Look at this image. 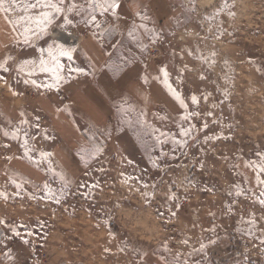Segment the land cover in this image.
Here are the masks:
<instances>
[{"label": "rangeland", "instance_id": "rangeland-1", "mask_svg": "<svg viewBox=\"0 0 264 264\" xmlns=\"http://www.w3.org/2000/svg\"><path fill=\"white\" fill-rule=\"evenodd\" d=\"M168 2L123 31L83 7L0 53V264H264V0ZM92 31L103 70L82 50ZM53 38L73 49L55 53L64 75L88 73L58 89L39 70ZM49 98L82 120L68 166Z\"/></svg>", "mask_w": 264, "mask_h": 264}, {"label": "crops", "instance_id": "crops-1", "mask_svg": "<svg viewBox=\"0 0 264 264\" xmlns=\"http://www.w3.org/2000/svg\"><path fill=\"white\" fill-rule=\"evenodd\" d=\"M72 2L73 0H66L65 4L70 5ZM75 3L78 5L77 10L79 11L83 7H91V0H75ZM119 5V9L109 10L104 14H101L100 9L97 8L98 12L95 13V16L99 20H102V18L109 19L113 27L123 31L138 19L139 13L146 7L159 19L163 11L169 6V2L168 0H119ZM20 17H23V13L13 9L8 12L0 11V53L4 51L5 46L15 44L23 37L22 29L17 23ZM74 34L77 35V33ZM80 40L82 41V39ZM82 42V50L91 60L92 68L103 70L106 66V50L97 39L96 34L93 31L88 33ZM101 76H99V79ZM75 82L72 83L75 84ZM77 82L80 83L81 78L77 79ZM79 94L82 95L83 93ZM84 102H88L87 99ZM43 109L59 135V142L63 143L65 147L64 150L60 147L53 148L52 152L61 165L68 166L70 159L76 157L74 151L77 145L83 142L84 129L80 125L82 120L70 114L66 108L60 107L58 103L50 98L45 100ZM85 123L89 124L88 126L96 124L90 120H85Z\"/></svg>", "mask_w": 264, "mask_h": 264}, {"label": "snow or ice", "instance_id": "snow-or-ice-1", "mask_svg": "<svg viewBox=\"0 0 264 264\" xmlns=\"http://www.w3.org/2000/svg\"><path fill=\"white\" fill-rule=\"evenodd\" d=\"M66 0H28V2H21V0H9L8 5L6 6L5 0H0V11L8 12L11 10L12 7L19 8L21 11L27 13V15L21 18L23 22V36L24 40L23 43L25 45L32 44V38H46L52 37V32L50 29L52 25L55 23L58 17H62L64 20V24L68 25L71 24V20L68 18L67 13L77 11L78 5L75 3V0L65 8ZM119 0H91V8L92 13H95L97 8L100 9L101 14L107 13L109 10H117L119 9ZM18 21L17 23H20ZM11 23V22H10ZM85 23H91L95 27H100V24L96 20V16L92 14L90 16V20H86ZM45 51H47V55L51 57V61L45 60L43 57L45 55ZM73 49H66L64 48L63 44L58 43V40L53 38L52 43L48 45L47 50L41 48L40 54L41 58L39 60V70L42 72H49L54 77V85L59 88L60 83H62L65 79L71 76L72 73L88 75L83 68L79 67H71L67 68L68 76H65V65L60 62L55 53L59 54V57H66L69 61L73 59L72 57ZM11 59V58H9ZM6 63V62H5ZM35 64V61H25L24 64ZM22 70V69H21ZM0 71H8L4 65H0ZM31 74V73H30ZM94 75V73H93ZM165 83L167 84V72L165 71ZM4 77L0 76V80H3ZM28 83V81H25ZM32 84H36V81H31ZM49 88L53 87V85H48ZM169 91L174 96V98L179 101L182 107H185L183 99L176 93V91L168 84ZM192 102L198 103L195 96L192 97ZM189 115H186L184 118L188 119ZM204 127L206 128L207 125L205 124ZM189 130H184L182 135H188ZM6 135H8L6 133ZM13 139H17L18 137L13 134ZM25 148L27 149V140L24 141ZM260 170L264 172V166H261ZM240 194L239 192L237 193ZM261 204H264V199L260 201ZM253 226H255V222L250 221ZM19 235V233H16ZM26 242V241H25ZM201 251H204V246L202 245ZM167 264V261H165Z\"/></svg>", "mask_w": 264, "mask_h": 264}, {"label": "bare ground", "instance_id": "bare-ground-1", "mask_svg": "<svg viewBox=\"0 0 264 264\" xmlns=\"http://www.w3.org/2000/svg\"><path fill=\"white\" fill-rule=\"evenodd\" d=\"M58 35V34H57ZM63 35H65V34H60V35H58V38H64V36Z\"/></svg>", "mask_w": 264, "mask_h": 264}]
</instances>
